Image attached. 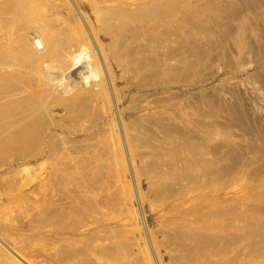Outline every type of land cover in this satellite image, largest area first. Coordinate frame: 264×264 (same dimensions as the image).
<instances>
[{
  "label": "rangeland",
  "instance_id": "1",
  "mask_svg": "<svg viewBox=\"0 0 264 264\" xmlns=\"http://www.w3.org/2000/svg\"><path fill=\"white\" fill-rule=\"evenodd\" d=\"M95 1L0 17L15 45L45 28L96 45L110 80L85 120L49 100L36 146H1L0 264H264V24L239 25L264 0H118L112 23ZM26 66L8 92L36 84Z\"/></svg>",
  "mask_w": 264,
  "mask_h": 264
},
{
  "label": "bare ground",
  "instance_id": "2",
  "mask_svg": "<svg viewBox=\"0 0 264 264\" xmlns=\"http://www.w3.org/2000/svg\"><path fill=\"white\" fill-rule=\"evenodd\" d=\"M35 1H32V0H0V17L3 14L6 15L5 12L9 8L11 9L10 12H12V8H14V10L16 12V16L18 17L15 19L23 18L24 20H26V18L35 17L36 15L39 16V14L41 12L39 13V9H38L37 5H35V7H34L31 3H29V2H35ZM132 1H134V2H132ZM145 1H147V0H145ZM163 1L164 0H153L152 6L149 3H147V4H149L150 6L146 5V3H144V5L141 6L143 8L140 9L141 12L139 11V13H141V15H142L144 12L151 10L152 7L156 11L155 8H160V6H162L161 3H163ZM215 1L217 4V0H215ZM223 1H225V0H222L221 2H223ZM230 1H232V0H230ZM95 2H101V3H103V6H104L103 10L101 9L99 11V15L97 16L98 20L101 21V19H103L106 23H112L114 18H115L114 15H112V11L114 9V6L118 2V0H96ZM126 2L127 3L132 2L131 4H134L135 0H127ZM170 2H171V0H170ZM226 2L224 4L222 3V5L225 6ZM175 3H177V2H175ZM218 3H220L219 0H218ZM41 4H42V2H41ZM137 4H139V3L137 2ZM169 4H172V3H169ZM38 5H39V2H38ZM166 5L168 6V4H166ZM128 6H130V4H128ZM173 6H174V4H172V6L170 5L171 8ZM131 7H132V5H131ZM131 7H130V11H131ZM216 7H213L212 9L214 10V8H216ZM123 10H124V8H123ZM160 10H162V9H160ZM216 10H218V9H216ZM221 10H223V9H221ZM114 11H116V10L114 9ZM208 11H211L210 8H208ZM208 11H206V12H208ZM134 12H135V10H134ZM130 14H132V13H130ZM204 14L205 13L200 12L199 17L203 18ZM127 15H119V16H122V18H126L128 20H134L135 19V20H139L142 23H147V21H145V19H139V17L141 15H139L138 19L135 18L136 13L134 15V19H132L131 17H128L129 15L128 16ZM77 16L80 18L81 14L77 13ZM216 16H218V13L216 14ZM217 18H220V17H217ZM1 19L2 18H0V22L2 24ZM7 19L12 20L9 18H7ZM15 19H13V20H15ZM240 21H241V19H240ZM5 22H8V21H5ZM19 23H21V21H19ZM19 23L17 25H20ZM12 24H16V23H12ZM240 24L247 27V31H246L245 35L250 36V38L251 37H255V38L260 37L259 31H258L256 26L264 24V9H260V10L254 9V10L250 11L248 15L246 14V16L243 17V19L239 23V25ZM25 28L26 27L23 26V29H25ZM2 29H4V27H0V50H1L0 54L4 53L3 55H0V118H1L0 119L1 120L0 121V131L2 132L0 134V148H2L1 146H4V148L6 150V148L14 147V145H17V144L22 142L21 146L18 145V148H21L23 146V144H25L24 142L30 141L29 142V144H30L31 140H33V141L35 139L37 140L38 139V138H36L38 136L37 134H39L41 131L43 132L45 130V127L47 126L45 124L46 122H44V120L45 119L48 120L47 123H49L51 121L50 119H47V118L44 119V117L47 115L46 111L49 110V109H47V106H46V104L49 100L50 101L51 100H54V101L57 100L58 103H56V102L55 103L57 104V106L59 108L55 107L54 105H52L50 103L53 108H55V109L57 108L60 111L65 112V114L72 116L73 118L75 117L76 119H79V120H85L86 115L84 113L86 112L87 107L92 108V106H94L93 104H95L97 106L98 103L96 100L99 98L101 92H103L105 90L107 91L109 81H110L109 75H108V70L106 72L105 69H100V66L102 65V63H101V60L99 59L100 54L98 52L97 46L94 45V48L91 50V49H88V47L85 44H81V42L78 43L76 48H73V49L66 46L67 44H64L65 46L60 45L59 44L60 35L59 34L57 35V33L55 31H51L50 29H47V28H45V29L42 28L43 31L37 30V29L35 31L32 30L33 32H31L27 36L25 35L22 38L20 37L21 39L19 38L20 40H18L19 41L18 44L15 45L11 35L8 34L9 32H5L4 31L5 29H4L3 30L4 34H3V32L1 31ZM18 29H20V28H18ZM44 30H45V32H44ZM211 30L209 29L210 32H211ZM240 30H242V29H240ZM15 32H17V31H15ZM208 33L209 32H207V34ZM13 34H17V33H13ZM242 35H244V34L242 33ZM245 35H244V38H245ZM207 36H209V35H207ZM212 36H214V34ZM210 37H211V34H210ZM214 38H212V40ZM246 38L248 40H250L248 37H246ZM58 40H59V42H58ZM235 40L237 41L238 39H235ZM239 40H240V38H239ZM236 41H233V45L235 44L234 42H236ZM245 44H248L251 46V44H249L247 42ZM243 45L244 44H242V46H240V44H239L240 47H243ZM7 46H8V48H7ZM66 47H68V49H66ZM237 48H239V47L237 46L235 49H237ZM16 52H18L19 55ZM240 52H242V50ZM94 53H96V56L94 55ZM6 54H13V56L12 55H6ZM15 55H18V57H16ZM240 57H241V55H239V58ZM20 59H22V60H20ZM26 63L32 64V66H34L31 69V71H34V74H36L38 81L36 82L34 80V77H29L28 76L29 74L27 75V73L29 71L26 70L27 71V73H26L27 77H29L30 79L33 78L32 80L36 82V84L34 85V83L33 84L31 83L32 80H30L31 81L30 84H32V86L29 87L28 86L29 85V82H28L29 79L28 80L26 79L27 80L26 81L24 78L25 73L23 72L24 76L22 77L21 76L22 74L20 73V72H22V70L21 71L19 70V74H21L20 77L24 78V80H25V82L23 81L25 84L22 83V86L25 85V86H28V88H24V89L19 90L17 92L16 91L15 92H11V91L8 92V89L6 86L9 87V84L11 82L10 76H12L13 71L16 69H21L23 65L25 67ZM28 66L29 65H27L25 68L27 69ZM9 72H12L10 76L8 74ZM7 74H8V76H7ZM17 74H15V76H17ZM31 74L33 75L32 72H31ZM255 74H253V75H255ZM12 78H14V77H12ZM16 78H18V76ZM14 80L12 79V81H14ZM17 80H15V81L18 82ZM19 81H21V80H19ZM12 85H14V84H12ZM10 87H9V89H12V87L11 88ZM14 89L16 90V88H14ZM89 105H91V106H89ZM97 108H94V109L96 110ZM8 115H9V117H8L9 121L6 119H5L6 120L5 121L4 118ZM50 126H52L51 122H50ZM46 129H48V128H46ZM46 136L47 135L44 136V139ZM26 144H28V143H26ZM38 144H40V143H38ZM38 144H37V146H38ZM41 144H43V142ZM8 145H10V146L5 147ZM11 145H13V146H11ZM31 145H32V143H31ZM33 145H35V144H33ZM15 148L10 149V150L15 151ZM22 148L24 149V147H22ZM0 151H2V150H0ZM6 151L5 152L3 151V152L6 154L7 153ZM3 152H2V155H3ZM17 152H20V151H17Z\"/></svg>",
  "mask_w": 264,
  "mask_h": 264
}]
</instances>
